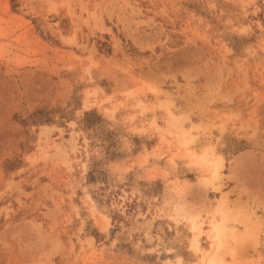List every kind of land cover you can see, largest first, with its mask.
<instances>
[{
    "label": "rangeland",
    "instance_id": "1",
    "mask_svg": "<svg viewBox=\"0 0 264 264\" xmlns=\"http://www.w3.org/2000/svg\"><path fill=\"white\" fill-rule=\"evenodd\" d=\"M214 256L264 264V0H0V264Z\"/></svg>",
    "mask_w": 264,
    "mask_h": 264
},
{
    "label": "bare ground",
    "instance_id": "2",
    "mask_svg": "<svg viewBox=\"0 0 264 264\" xmlns=\"http://www.w3.org/2000/svg\"><path fill=\"white\" fill-rule=\"evenodd\" d=\"M224 203H225V201H224V198L223 197L218 200V203L216 205L217 206L216 208H217V211H218L219 215H221V220L218 221L217 223H215L213 225V228H212L213 238L216 239V240H218V241L220 240L219 238H220V236L222 234V228H223L222 226H223V224L226 223V222H229L231 220L236 221L233 216H232L233 217L232 218L228 214L229 212L226 210V207H225ZM231 215H233V214H231ZM248 234H249L248 231L245 229V231L242 232V234L239 235L236 239H239V241H244ZM217 261L218 260H216V258L214 256L213 258H211L209 260L208 264H216Z\"/></svg>",
    "mask_w": 264,
    "mask_h": 264
}]
</instances>
